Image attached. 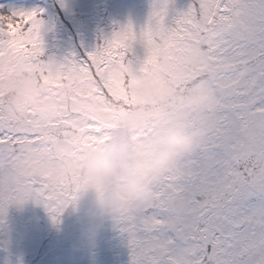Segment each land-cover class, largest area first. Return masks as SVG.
<instances>
[{
	"label": "snow or ice",
	"instance_id": "6c2138e0",
	"mask_svg": "<svg viewBox=\"0 0 264 264\" xmlns=\"http://www.w3.org/2000/svg\"><path fill=\"white\" fill-rule=\"evenodd\" d=\"M174 5L156 0L139 33L129 22L87 59L63 61L45 55L37 9L0 13V89L24 73L46 92L64 80L72 87L48 122L10 116L0 92V214L29 199L61 213L74 199L84 151L116 126L86 110L95 106L105 121L123 122L145 105L158 122L204 135L153 183L150 201L116 220L131 264H264V0ZM212 26L227 28L219 44L207 43ZM138 39L146 55L130 58ZM198 48L207 62L188 59ZM199 81L213 95L197 108L187 101Z\"/></svg>",
	"mask_w": 264,
	"mask_h": 264
},
{
	"label": "clouds",
	"instance_id": "9594fccd",
	"mask_svg": "<svg viewBox=\"0 0 264 264\" xmlns=\"http://www.w3.org/2000/svg\"><path fill=\"white\" fill-rule=\"evenodd\" d=\"M226 32L224 26H212L207 32V43L219 44ZM188 59L207 62L205 49H196ZM149 83L142 81V91L148 92ZM0 92L7 101L10 116L21 118L32 114L40 122H48L68 102L72 87L70 80H64L55 90L46 92L34 75L24 73ZM212 95L205 82L199 81L192 86L191 105L202 107L212 101ZM181 98L180 94L174 97ZM149 111L147 106L139 105L126 121L111 122L103 119L98 107L86 110L87 116L98 123L116 126L107 132V139L87 148L80 160L71 204L80 213L82 248H94L106 226L150 201L153 183L174 159L195 148L204 135L202 129L180 122L160 123Z\"/></svg>",
	"mask_w": 264,
	"mask_h": 264
},
{
	"label": "rangeland",
	"instance_id": "374dc122",
	"mask_svg": "<svg viewBox=\"0 0 264 264\" xmlns=\"http://www.w3.org/2000/svg\"><path fill=\"white\" fill-rule=\"evenodd\" d=\"M156 0H0V13L37 9L46 56L58 61L84 60L114 31L131 22L137 33L148 25ZM191 0H175L177 10ZM10 12V13H9ZM139 39L130 58L144 57ZM134 67H138L134 63ZM194 85V84H193ZM192 85V86H193ZM192 86L188 101L192 102ZM182 97L177 102L184 100ZM80 213L69 205L61 213L29 199L12 203L0 214V264H131L126 232L116 221L106 226L94 248L79 245ZM110 230V232L108 231Z\"/></svg>",
	"mask_w": 264,
	"mask_h": 264
},
{
	"label": "trees",
	"instance_id": "16d2710c",
	"mask_svg": "<svg viewBox=\"0 0 264 264\" xmlns=\"http://www.w3.org/2000/svg\"><path fill=\"white\" fill-rule=\"evenodd\" d=\"M4 11H6V10H4V9H1V13H4ZM10 13V12H9Z\"/></svg>",
	"mask_w": 264,
	"mask_h": 264
},
{
	"label": "flooded vegetation",
	"instance_id": "af4514ba",
	"mask_svg": "<svg viewBox=\"0 0 264 264\" xmlns=\"http://www.w3.org/2000/svg\"><path fill=\"white\" fill-rule=\"evenodd\" d=\"M108 231L110 232V230L108 229Z\"/></svg>",
	"mask_w": 264,
	"mask_h": 264
}]
</instances>
